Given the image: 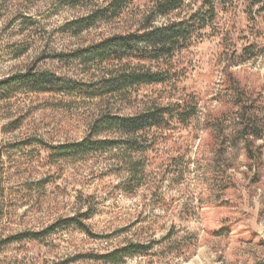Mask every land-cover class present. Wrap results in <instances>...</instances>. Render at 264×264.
I'll return each mask as SVG.
<instances>
[{
	"label": "rangeland",
	"instance_id": "rangeland-1",
	"mask_svg": "<svg viewBox=\"0 0 264 264\" xmlns=\"http://www.w3.org/2000/svg\"><path fill=\"white\" fill-rule=\"evenodd\" d=\"M107 1L0 0V79L32 67L86 81L109 68L68 52L126 29L147 0L125 7L127 23L112 18L76 34L64 27ZM206 22L175 55L180 68L167 87L103 97L19 90L0 99V264H109L100 254L130 242L150 249L117 264H264V11L233 0ZM238 90L243 115L233 104ZM184 94L196 113L175 130L102 131L91 138L115 140L98 150H50L87 137L107 106L131 117ZM76 215L88 231L70 225L2 243Z\"/></svg>",
	"mask_w": 264,
	"mask_h": 264
},
{
	"label": "trees",
	"instance_id": "trees-1",
	"mask_svg": "<svg viewBox=\"0 0 264 264\" xmlns=\"http://www.w3.org/2000/svg\"><path fill=\"white\" fill-rule=\"evenodd\" d=\"M133 0H108L105 4L93 5L84 14L76 19L65 22L64 27L73 33H79L91 26L112 18L126 22L125 7ZM146 8L142 9L138 19L133 24H127L122 31L109 33L97 41L85 46L76 47L68 55L82 64L97 62L99 65L112 63L109 68L102 66L101 71L92 79L75 80L70 77L57 75L48 70H36L32 67L16 72L0 79V99L8 98L19 90H30L53 93H88L91 97H103L113 94L124 95L133 86L160 84L168 86L179 71L175 55L181 49L187 48L192 38L199 34L207 24L206 19L214 20L217 14L227 9L233 0H147ZM189 3L190 11L182 17H174L157 24V17L168 16L171 12L180 9ZM251 5H258L264 11V0H250ZM127 23V22H126ZM257 48L255 45L248 46ZM60 55V54H58ZM127 60L128 62H124ZM130 63H133L130 65ZM238 107L237 112L245 109L246 98L242 90L233 91ZM248 98V96H247ZM189 94H184L176 101L161 105L150 103L137 111L134 116L128 117L113 113L108 106L103 108L93 120L89 135L76 142L50 146V150L95 151L101 148L98 143H109L115 139H92L103 133L116 134L115 137H129L146 135V131L165 129L175 130L178 125H184L195 115L196 106ZM99 129L100 131H96ZM24 144H29L25 142ZM115 142L109 144L114 145ZM70 150V151H71ZM85 218V217H84ZM76 225L82 229L87 227L83 220L76 216L58 218L54 223L42 231H21L3 240L2 243L21 241L24 239L36 240L41 234ZM88 231V230H87ZM150 246L143 243H127L115 247L101 255L109 264L122 262L125 257L138 255L148 251Z\"/></svg>",
	"mask_w": 264,
	"mask_h": 264
}]
</instances>
